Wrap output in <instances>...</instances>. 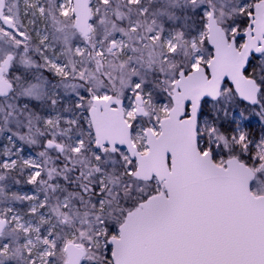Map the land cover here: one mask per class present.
<instances>
[{
  "label": "snow or ice",
  "instance_id": "6c2138e0",
  "mask_svg": "<svg viewBox=\"0 0 264 264\" xmlns=\"http://www.w3.org/2000/svg\"><path fill=\"white\" fill-rule=\"evenodd\" d=\"M0 264H264V0H0Z\"/></svg>",
  "mask_w": 264,
  "mask_h": 264
}]
</instances>
